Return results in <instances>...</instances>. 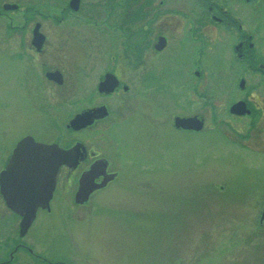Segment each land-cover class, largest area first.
Here are the masks:
<instances>
[{"label":"flooded vegetation","instance_id":"obj_1","mask_svg":"<svg viewBox=\"0 0 264 264\" xmlns=\"http://www.w3.org/2000/svg\"><path fill=\"white\" fill-rule=\"evenodd\" d=\"M108 1L110 14L101 19L94 14L57 19L35 3L0 0V66L12 62L7 67L13 69L15 77L17 116L26 107L29 111L24 114L28 119L24 118L27 120L16 130L17 139L11 148L0 151V264H75L37 251L25 239L30 229L24 236L20 234L17 200L20 204L26 194L47 192L54 164L50 155L40 152L34 164L23 159L18 162L20 169H7L15 148L26 137L74 149L71 159L59 164L52 197L38 205L36 219L57 210H84L93 215L121 211L105 195L119 181L124 167L112 134L118 125L136 115L127 116L137 108L134 100L138 97L137 105L144 112L154 101L187 106L200 100L211 107L209 104L225 100L230 117L248 118L249 127L243 133L248 147L264 151L258 140L254 141L264 130V94L258 89L262 83L257 88L242 76L235 86L239 95L229 103L231 89L224 74L236 69L264 75V47L259 42L264 35V0ZM168 2L174 5L166 7ZM83 3L81 0L75 10L66 0L61 18L79 12ZM59 20L77 23L81 28L52 31L49 24L56 26ZM224 37L231 41L232 58L217 70L211 50ZM90 55L93 64L87 63ZM218 76L222 84L214 90L213 79ZM86 84L91 86L89 91L78 95ZM237 101H244L250 111L233 113L231 107ZM186 106L185 111L171 117L173 128L202 131L206 116ZM81 114L76 127L72 126L71 120ZM196 114L204 117L202 129L176 126L177 117ZM25 149L24 158L31 154L29 146ZM144 180L138 181L148 185ZM147 192L140 191L137 201L144 204L138 207L139 202L132 203L128 214L141 218L158 210L146 201ZM21 251L27 255L21 256Z\"/></svg>","mask_w":264,"mask_h":264},{"label":"rangeland","instance_id":"obj_2","mask_svg":"<svg viewBox=\"0 0 264 264\" xmlns=\"http://www.w3.org/2000/svg\"><path fill=\"white\" fill-rule=\"evenodd\" d=\"M20 1L35 3L57 19L88 14L101 19L112 7L108 0H84L79 12L61 18L66 0ZM68 24L59 20L58 25H49L59 33L71 26L75 29L70 31L81 28L77 23ZM259 42L264 47V35ZM231 50V41L225 37L215 43L211 52L216 69L231 60ZM87 63H95L94 57L90 55ZM7 64L12 62L0 66V151L11 148L16 130L28 119L24 114L29 113L26 107L17 116L15 77ZM224 74L231 89L229 103L239 95L235 86L242 76L257 88L262 83L258 89L264 94L263 73L231 69ZM213 80L216 90L222 83L219 76ZM90 87L86 84L77 94ZM137 90L139 95L141 88ZM139 100H134L137 108L127 114L136 115L112 134L124 167L119 181L105 195L122 212L53 211L36 219L26 241L45 255L75 264H264V151H253L245 141L248 118L230 117L225 100L209 104L211 107L200 100L189 107L154 101L146 112L137 105ZM185 106L206 116L202 131L173 128L171 117L185 111ZM257 140L264 148V130ZM143 178L149 180H144L148 185L138 181ZM142 190L148 191L146 201L158 210L141 218L129 215L127 209L139 202ZM139 203L138 207L144 204Z\"/></svg>","mask_w":264,"mask_h":264},{"label":"water","instance_id":"obj_3","mask_svg":"<svg viewBox=\"0 0 264 264\" xmlns=\"http://www.w3.org/2000/svg\"><path fill=\"white\" fill-rule=\"evenodd\" d=\"M80 1L81 0H71L70 2L71 7L76 10L79 9ZM16 6L17 5H12V7H16ZM245 107H246V103L244 101H238L232 105L231 111L233 113L244 114L250 111L249 109ZM81 117H82V114L73 118L71 120L72 126L76 127V123L81 119ZM176 126L182 127L185 129L200 130L204 126V117L200 114H196L194 116H189V117H177ZM27 146H29L31 154L30 156L24 158V152L26 150L25 148ZM73 151H74L73 148L63 149L59 147L57 144H44V143L37 142L35 141L33 137L24 138L15 148L14 153L12 154L10 158V163L8 164V168H7L11 171L15 169L16 170L20 169L18 162L23 159H28L31 161V163L34 164L35 160L39 159L37 154L40 152L47 153L48 155L51 156V158L54 161V164L50 167V169H52V174H51L52 181L48 183L47 192H45L42 195H37V196H34V195L29 196V194H26L24 197H21L20 204L18 203V200H17L16 210L21 212V217H22L21 224H20V231H21L22 236L26 234V232L32 225L34 219L36 218V212H37L38 205L44 204V202H49V200L51 199L52 193L55 187V177L58 172L59 164L61 162H68L71 159V155H73ZM33 167L35 168L34 165ZM22 189L35 190L37 188L22 187ZM79 195L80 193H78V199H77L78 201H79Z\"/></svg>","mask_w":264,"mask_h":264},{"label":"trees","instance_id":"obj_4","mask_svg":"<svg viewBox=\"0 0 264 264\" xmlns=\"http://www.w3.org/2000/svg\"><path fill=\"white\" fill-rule=\"evenodd\" d=\"M135 12V10H133Z\"/></svg>","mask_w":264,"mask_h":264}]
</instances>
